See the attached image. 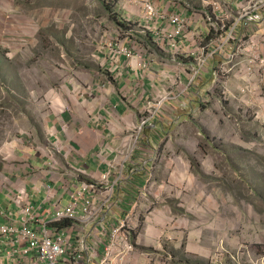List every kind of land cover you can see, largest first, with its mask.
I'll return each mask as SVG.
<instances>
[{"label":"rangeland","instance_id":"374dc122","mask_svg":"<svg viewBox=\"0 0 264 264\" xmlns=\"http://www.w3.org/2000/svg\"><path fill=\"white\" fill-rule=\"evenodd\" d=\"M122 1L0 0V163L11 164L18 149L44 148L50 114L76 99L68 91L87 89L90 73L108 80L102 57L112 58L126 36L142 40L116 22ZM223 11L209 14L211 44L210 31L197 41L216 51L212 76L199 80L204 68L190 98L181 97L186 107L175 119L183 127L166 156L190 166L175 178L191 183L175 189L199 207L178 216H195V230L211 242L208 264H264V0ZM240 22L252 24L239 30Z\"/></svg>","mask_w":264,"mask_h":264},{"label":"crops","instance_id":"0c3cea01","mask_svg":"<svg viewBox=\"0 0 264 264\" xmlns=\"http://www.w3.org/2000/svg\"><path fill=\"white\" fill-rule=\"evenodd\" d=\"M237 1L244 0H123L115 4L116 20L127 28L134 26L130 30L138 29L136 33L143 35L139 42L126 36L115 45V50L129 49L133 58L122 56L114 62L106 55L102 57L100 65L109 79L90 73L87 89L68 91L76 99L50 114L45 147L18 149L11 164L0 163V227L20 220L9 199L11 192L25 189L40 218H45L59 206H66L83 182L98 183L108 174L110 183L117 182L112 211L104 213L97 227H78L72 236L76 244L85 240L89 246L97 243L101 257L109 236L93 231L104 227L109 235L112 226L131 215L138 230L132 238L137 253L129 264L211 262V242L195 230V216L190 215L188 221L178 216L180 211L199 207L187 205L181 191L175 189L181 183H191L188 175L182 181L175 178L181 170L189 174L190 166L181 157L166 156L175 134L183 127L175 116L186 107L180 92L185 85L188 88L194 60L174 56L167 45H155L149 37L153 40L157 33L169 34L173 30L170 18L181 16L187 28L180 48L198 50L197 41L209 37V14L217 18L223 9H234ZM147 3L159 14L151 22L146 19ZM243 28L241 24L239 30ZM205 50L213 51L211 47ZM214 65L213 59L209 61L199 80L212 76ZM167 91L179 99L166 103L155 121L138 133L136 127L147 102ZM193 91L191 87L183 96L190 98Z\"/></svg>","mask_w":264,"mask_h":264},{"label":"built area","instance_id":"2783aa9c","mask_svg":"<svg viewBox=\"0 0 264 264\" xmlns=\"http://www.w3.org/2000/svg\"><path fill=\"white\" fill-rule=\"evenodd\" d=\"M145 11L149 22L159 17L150 3L145 4ZM209 19L207 18L206 22L211 27L210 33H217L214 23L211 24ZM241 24L249 25L240 22L237 29ZM170 25L173 30L169 34L157 33L152 42L155 45H167L174 56L194 60V66L189 73L188 88L180 92V96H183L187 89L196 83L199 74L214 58L216 51L208 50L206 53L205 48L208 46H201L194 51L182 50L180 40L184 37L187 21L181 16H173L170 18ZM122 56L133 58L129 49L120 47L113 53L112 60L115 62V59L118 60ZM178 99L173 92L167 91L155 100H149L136 131L140 133L153 123L167 101ZM116 186L117 182H109L108 174L98 183L83 182L71 195L66 206H59L50 217L45 218H40L25 189L11 192L9 199L18 209L20 220H12L0 227V264H129L131 256L137 253L132 238L138 230V227L134 228L132 225L131 215L125 216L116 227L112 226L109 235L104 227L93 231L101 237L109 236L108 243L103 245L101 257L97 243L89 246L86 240L77 244L72 240L73 232L78 231V227H97L101 224L104 213L112 211ZM66 223L69 226L63 227Z\"/></svg>","mask_w":264,"mask_h":264},{"label":"trees","instance_id":"16d2710c","mask_svg":"<svg viewBox=\"0 0 264 264\" xmlns=\"http://www.w3.org/2000/svg\"><path fill=\"white\" fill-rule=\"evenodd\" d=\"M105 8H106V10H107L108 15L114 19V16H113V14H112V10H111L112 6H111V5H108V3H105ZM116 22L119 23L117 20H116ZM131 26H132V25H130V27H131ZM120 27H122L121 24H120ZM124 29H125V27H124ZM129 30H130V28H129ZM210 34H211V37L208 39L209 41H210L211 39L215 38L216 35H217V33H215L214 31L211 32ZM149 39L152 41V38H151V37H149ZM67 226H69L68 223H66V224L63 225V227H67Z\"/></svg>","mask_w":264,"mask_h":264}]
</instances>
